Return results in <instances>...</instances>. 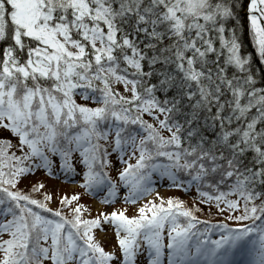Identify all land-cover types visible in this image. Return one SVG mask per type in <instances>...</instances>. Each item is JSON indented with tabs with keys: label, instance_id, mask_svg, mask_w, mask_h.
Masks as SVG:
<instances>
[{
	"label": "snow or ice",
	"instance_id": "1",
	"mask_svg": "<svg viewBox=\"0 0 264 264\" xmlns=\"http://www.w3.org/2000/svg\"><path fill=\"white\" fill-rule=\"evenodd\" d=\"M0 264H264V0H0Z\"/></svg>",
	"mask_w": 264,
	"mask_h": 264
},
{
	"label": "rangeland",
	"instance_id": "2",
	"mask_svg": "<svg viewBox=\"0 0 264 264\" xmlns=\"http://www.w3.org/2000/svg\"><path fill=\"white\" fill-rule=\"evenodd\" d=\"M28 181H25V184H27ZM52 183L55 182H50V186ZM69 185V186H68ZM157 190L160 192L161 195L163 196H168V195H182V193L176 192L175 190H171V189H166L164 187H158ZM56 191H58L59 193H65L67 192L69 195H71L73 193V191H78L77 189H73V186L71 184H61L58 186V188L56 189ZM152 197H149V199H151ZM185 199H188L190 201L191 197H185ZM86 203H93V201L88 202L87 199H85ZM120 205H117V207H119ZM129 211H131V206H129Z\"/></svg>",
	"mask_w": 264,
	"mask_h": 264
},
{
	"label": "trees",
	"instance_id": "3",
	"mask_svg": "<svg viewBox=\"0 0 264 264\" xmlns=\"http://www.w3.org/2000/svg\"><path fill=\"white\" fill-rule=\"evenodd\" d=\"M245 48H246L247 50H249V51L251 50V49L248 48V45H247V44L245 45ZM216 218H217V219H222V217H216Z\"/></svg>",
	"mask_w": 264,
	"mask_h": 264
}]
</instances>
